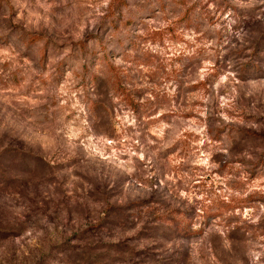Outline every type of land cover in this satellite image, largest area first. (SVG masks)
I'll use <instances>...</instances> for the list:
<instances>
[{
    "label": "rangeland",
    "instance_id": "obj_1",
    "mask_svg": "<svg viewBox=\"0 0 264 264\" xmlns=\"http://www.w3.org/2000/svg\"><path fill=\"white\" fill-rule=\"evenodd\" d=\"M112 2L0 0V264H264V0Z\"/></svg>",
    "mask_w": 264,
    "mask_h": 264
},
{
    "label": "trees",
    "instance_id": "obj_2",
    "mask_svg": "<svg viewBox=\"0 0 264 264\" xmlns=\"http://www.w3.org/2000/svg\"><path fill=\"white\" fill-rule=\"evenodd\" d=\"M126 5H127L126 0H114V2H112L111 6H110V14L112 15V19L110 21V26L112 29H114V30L117 29L119 23H123L120 20H118L119 18H117L115 15L118 11L121 10V8L125 7ZM160 9H161V7H160ZM159 11H161V10H159ZM133 23H134L133 21L128 20V21L124 22V25L126 27H130L133 25ZM234 208L235 207H229L228 208V206H227V208L224 209L222 207L219 210H217V211H219L218 213H220L218 215H221V211H223V210H230V209H234ZM214 217H216V216H214Z\"/></svg>",
    "mask_w": 264,
    "mask_h": 264
}]
</instances>
